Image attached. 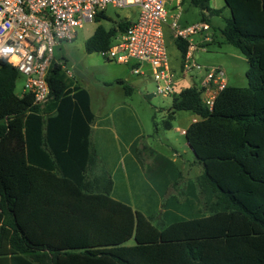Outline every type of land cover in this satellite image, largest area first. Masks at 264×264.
I'll return each mask as SVG.
<instances>
[{
  "label": "trees",
  "instance_id": "trees-1",
  "mask_svg": "<svg viewBox=\"0 0 264 264\" xmlns=\"http://www.w3.org/2000/svg\"><path fill=\"white\" fill-rule=\"evenodd\" d=\"M210 1L189 0L203 22L220 13ZM223 1L230 17L221 34L247 61V88L228 85L211 110L199 89H185L172 98L161 124L170 130L174 112L199 117L184 137L202 166L196 184L209 215L193 220L157 228L110 197L109 179L105 190L89 189V96L70 89L64 65L53 62L49 99L66 104L73 98L87 116L79 160L66 171L52 145L43 143L39 106L32 95L15 94L19 73L0 60V264H264V0ZM100 20H108L104 12L94 18ZM130 23L97 26L86 52L108 49ZM175 44L183 56L189 43ZM152 123L157 132L160 125ZM34 143L43 149L41 162L32 159ZM131 239L135 244L124 246Z\"/></svg>",
  "mask_w": 264,
  "mask_h": 264
},
{
  "label": "crops",
  "instance_id": "crops-1",
  "mask_svg": "<svg viewBox=\"0 0 264 264\" xmlns=\"http://www.w3.org/2000/svg\"><path fill=\"white\" fill-rule=\"evenodd\" d=\"M182 2L183 0H166L169 20L174 12H179L181 16ZM125 66L128 67L129 72L125 73L123 78H117L111 83L122 90L121 96L113 103L111 110H107V102L104 99L101 100L100 107L96 109L93 107L90 92L82 86L83 82H87L86 80H82L80 84L78 81H73L69 87L71 89L78 86L88 93L89 109L93 116L88 123V149L94 162L85 172L89 189L95 192L103 191L106 188V179H109L111 181L110 197L141 213L157 228L178 220L189 221L208 216L204 209L201 192L196 184L197 178L202 173V166L196 163V157L186 140V150L192 156L189 160L182 158L175 150L171 156L165 155L156 149V143L154 146L144 138L148 137L149 140L156 142L160 127L157 132H154L153 128L152 134L146 136V130L139 116L127 104V95L133 91L134 87H139L140 83L136 79L138 75L131 72L130 65ZM139 77L142 78V76ZM116 80H121L123 85L115 84ZM128 82L130 87L127 85ZM124 86L129 87L128 94ZM22 95L23 92L17 96ZM38 106L39 115L42 117L40 133L43 143L52 145V150L58 153L61 165L66 171H73L75 162L79 160V150L83 145L82 133L87 122L83 108L73 98L66 104L63 100L48 99L47 102ZM198 120L199 117L194 115L182 122L181 128L176 130L182 134ZM39 145L34 143L30 146L32 159L36 162H41L42 157L40 151L42 152L43 149ZM130 179L137 192L140 187L139 191L146 203L135 204L134 189L130 186ZM148 205L152 206L147 207ZM134 244V240L131 239L124 246Z\"/></svg>",
  "mask_w": 264,
  "mask_h": 264
},
{
  "label": "built area",
  "instance_id": "built-area-1",
  "mask_svg": "<svg viewBox=\"0 0 264 264\" xmlns=\"http://www.w3.org/2000/svg\"><path fill=\"white\" fill-rule=\"evenodd\" d=\"M108 6L135 8L136 17H126L131 23L108 49L97 55L105 61L130 65L134 75L150 77L159 97H174L196 87L201 91L202 105L211 110L228 83L223 69L203 68L194 57L197 50L205 52L204 45L212 41L210 27L206 22H198L180 28V13L174 12L170 22L173 38L189 43L176 79L169 68L163 41L162 25L169 21L166 0H0V60L24 76L23 94L32 95L37 105L48 101L47 76L55 62V47L73 41L77 29L94 21L98 13H105ZM196 34H202V46L192 44L190 37ZM67 75L72 77L73 73L67 71ZM184 80L190 83L185 84Z\"/></svg>",
  "mask_w": 264,
  "mask_h": 264
},
{
  "label": "rangeland",
  "instance_id": "rangeland-1",
  "mask_svg": "<svg viewBox=\"0 0 264 264\" xmlns=\"http://www.w3.org/2000/svg\"><path fill=\"white\" fill-rule=\"evenodd\" d=\"M210 6L213 9L219 10L220 13L218 15L206 16L204 22L210 27L209 33L211 34L212 41L204 45L206 48L205 52L197 50L194 56L196 63L206 69L214 67L221 68L225 72L229 86L247 88V61L236 48L225 41L221 34V29L224 28L227 19L230 17V12L223 0H211ZM136 11L135 8L115 9L108 6L105 10V15L108 20H100L99 22L92 21L84 24L82 29H77L73 41L68 43L62 42L54 49L55 63L63 64L66 71L76 70L83 75L82 80H86L87 82H83L82 86L90 92L93 100V107L95 109L96 107H100L101 100L104 99L107 102V110H111L113 103L118 100V97H120L122 93L121 88L111 83L117 78H123L122 76L128 73L129 69L122 64L107 62L95 53L88 54L85 50V42L92 36L97 26L110 29L114 25V22H117L119 19L128 17L129 20H133L136 17ZM180 11L181 16L177 21L180 28H185L202 21L200 10L193 7L189 0H183ZM170 22L171 20L162 25L163 41L169 68L176 79H179L182 55L175 44L173 32L170 29ZM190 40L194 45H203L202 34L193 35L190 37ZM136 79L139 80L140 85L139 87H134L133 91L127 95V104H129L134 113L139 116L146 130V136L151 135L153 132V118L160 125V134H158L156 142L149 140L148 137L144 138L152 145H157L156 149L165 155L171 156L173 150H175L182 158L189 160L192 156L186 150L184 136L176 129L181 128L180 124L193 117L194 114L189 111L174 112L173 119L171 120V129L163 131L161 129V124L167 119V115L171 112L170 108L173 97L163 98L157 96L155 94V85L148 76L142 78L137 76ZM82 80L78 79L76 76L70 78L71 84L73 81H78L80 84ZM24 81V76L19 74L15 85L16 95L22 94ZM184 81L185 84L190 83V80ZM127 85L130 87L129 82ZM166 142H170L171 144L168 145ZM130 182V186L134 189L133 201L135 204L146 203L142 199V194L139 191L140 187L137 192L132 180ZM151 206L152 205H148L147 207Z\"/></svg>",
  "mask_w": 264,
  "mask_h": 264
},
{
  "label": "water",
  "instance_id": "water-1",
  "mask_svg": "<svg viewBox=\"0 0 264 264\" xmlns=\"http://www.w3.org/2000/svg\"><path fill=\"white\" fill-rule=\"evenodd\" d=\"M72 72L78 79H83V75L81 73L77 72L76 70H73Z\"/></svg>",
  "mask_w": 264,
  "mask_h": 264
},
{
  "label": "clouds",
  "instance_id": "clouds-1",
  "mask_svg": "<svg viewBox=\"0 0 264 264\" xmlns=\"http://www.w3.org/2000/svg\"><path fill=\"white\" fill-rule=\"evenodd\" d=\"M5 51H10V50H5Z\"/></svg>",
  "mask_w": 264,
  "mask_h": 264
}]
</instances>
